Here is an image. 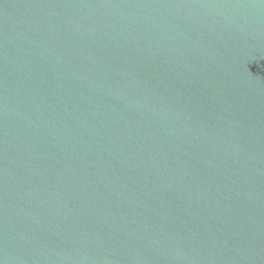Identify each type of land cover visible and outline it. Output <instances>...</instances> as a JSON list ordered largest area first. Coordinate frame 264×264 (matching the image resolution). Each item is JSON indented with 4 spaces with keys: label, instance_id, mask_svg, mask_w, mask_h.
Returning <instances> with one entry per match:
<instances>
[{
    "label": "water",
    "instance_id": "1",
    "mask_svg": "<svg viewBox=\"0 0 264 264\" xmlns=\"http://www.w3.org/2000/svg\"><path fill=\"white\" fill-rule=\"evenodd\" d=\"M0 264H264V0H0Z\"/></svg>",
    "mask_w": 264,
    "mask_h": 264
}]
</instances>
